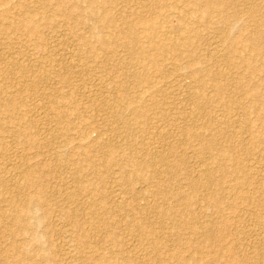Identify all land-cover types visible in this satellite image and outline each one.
<instances>
[{
  "label": "bare ground",
  "instance_id": "6f19581e",
  "mask_svg": "<svg viewBox=\"0 0 264 264\" xmlns=\"http://www.w3.org/2000/svg\"><path fill=\"white\" fill-rule=\"evenodd\" d=\"M128 1H133L135 5L137 4L136 0H36V6L32 7V10H28L25 8L26 2L23 3L21 0H0V37H4L3 39L11 42L12 40L21 41L27 39L34 43L37 50L42 49V41H40L42 29L40 28L44 26L43 30H45V26L53 28L56 24L59 27V21L65 23L64 25L62 24L64 27L67 21H72L69 18L74 16L77 20L74 19L73 21H76L81 27H86L88 32V36H82L76 30H72L73 27H71L72 29L68 28L70 26L66 28L75 40L73 41L75 43L72 55L75 58L74 65H72V69H75V74L79 76L81 72V74H84L83 69L88 65L101 70H108L109 74H111L107 76L111 77L107 82L103 80L106 83L101 81L100 77L94 75L92 80H98L99 84L103 83L104 85L100 87L107 90L109 93L106 92L112 97L109 101L105 100L99 104V108L105 112L108 119L104 120H107L106 123L110 124L109 127L115 134L114 136H117L121 141L112 145H108L110 141H108V144L97 145L95 142L90 141L92 139H88V131L93 129L94 123L92 122L88 124L82 123L83 125L87 124L88 130H86L87 128H80L77 131L78 142L71 144L72 140L68 137V133L74 127H71V120L69 121L67 116L80 121L79 111L72 104H70V107L67 106L69 99L66 94V96L61 95L62 93L54 94L53 90L52 92L42 91L41 96L47 99L44 100L48 107L46 111L48 110L53 116V124L56 129L54 133H58V137L62 138V141L59 142L61 145H56L58 148L53 146V140L56 141L54 139L56 134L45 135L47 138L45 137L40 141L33 131L32 122L23 118V116L27 117L29 114L25 115L26 112L20 108L21 102L13 98V92L6 88L4 79L2 78L0 81V125H2V120L6 119L7 122H17L16 124L19 126L17 129L18 126L14 128L11 124L16 131L14 130V133L12 131L7 134L12 133L18 139L22 150L32 149L36 154L35 156L46 155L43 150H48L47 155L48 157L51 155L50 160L53 162V170H56L55 168L58 171L59 169L70 170V172H67L74 176L73 179L70 177V182L75 184V187L73 186L75 190L72 184L70 186L74 191H68L67 187L66 190L68 192L63 189L65 190L63 192H66L64 193L66 199H75L81 193L84 195L88 193L86 194V196H89L87 198L92 199L91 202L87 199L89 203L86 204L85 208L88 211L86 215H89L87 218L89 228H81L80 232L77 231L76 237L79 242L77 245L74 242L76 246L73 247L74 244L72 245L74 238H70L72 242H69L71 243L69 247L72 245V250L75 248L74 253L71 254V258L67 254L70 258L69 260L60 257V263L143 264L142 259L147 257L158 262V264H171L167 261L173 260V258H176L175 264H220L224 259L229 264H264V191H262L263 188L260 184L264 180V170L259 166V162L256 161V157L259 156L256 152H261L262 155L260 154V156L264 160V0L245 3L241 20L242 13L236 10V5L233 4L232 0H140L141 11H132L128 15L119 13L121 15L113 16L112 12L118 7L117 4L120 5L125 2L127 5ZM161 15L164 20H167V23L177 25L174 36H167L166 34L171 35L167 27L159 23L160 21H156ZM71 21L69 22L71 23ZM39 23L42 27L38 26ZM70 23L69 25H71ZM198 23H203L205 28L199 30L195 26ZM236 26L237 33L235 34L232 33V28ZM68 31L63 32L66 34ZM209 33L214 34L218 38V43L212 48L210 47L209 56H202L199 53L202 48L197 41L205 38ZM7 36L14 37L8 38ZM52 36L55 35L52 33ZM5 40L4 43L6 42ZM203 51L201 50V52ZM120 52L122 57L118 56V58L117 55ZM9 53L13 55L14 52L9 51ZM3 54L7 55L6 53ZM8 57L10 59L9 62L6 65L4 64L6 62H4L3 65L5 66L0 65V73L16 75L18 84L23 87L25 85L23 78L31 69L34 73V79L32 78L33 80L28 83L30 84L29 86L32 88L40 86L43 81L41 78L47 72H41L39 69L40 64L37 66L39 61H35L33 65L31 64V68H28V61L19 57V54L16 56L14 53V56L10 55ZM216 58L220 60L223 69L220 67V70L217 69L218 64L213 61ZM183 59H185L184 62L181 61ZM50 73L55 74L54 72ZM170 75L172 79L168 82ZM29 76L31 77V75ZM56 76L59 85L71 87V82L67 77H64V75L63 77ZM88 76L90 77V75ZM81 78L84 80V77ZM221 80L225 82L221 83ZM176 85L178 88H183L185 101L190 104L191 109H188L190 110L188 114L177 112V115L172 114L170 111L171 106L174 103H179V101L174 102L173 100L174 103L167 101L170 95L169 91V94L167 93V89L171 88V86L176 88ZM71 88L72 95L78 87L75 88L74 84ZM90 88L92 87L90 86ZM98 89L100 88L98 87ZM174 91L177 92L175 89ZM177 93L181 94L182 92ZM166 94L168 96H165ZM150 109L157 110V116L155 115L156 117H154L153 115L154 120L148 115V112L151 113ZM3 114L7 115V117H3ZM202 114L205 125L196 123ZM251 116L254 119H251ZM49 121L52 122V120ZM157 124L162 125L159 126ZM165 125H168L169 129H172L171 131H175L174 136H171V131L162 127ZM58 130L59 132H57ZM45 132L49 133L47 130ZM39 134L42 133L40 132ZM244 134H247L246 139H244ZM0 139L2 140L3 137ZM59 140L57 139L56 142ZM162 140H166L163 142L165 144L167 140H171V143L176 145L185 144L187 149H181L178 152L175 149L178 146L172 144L169 146L163 144L164 147L163 145L161 146L163 149L151 146L153 142L160 144ZM2 148L0 146L1 161H3L4 151ZM73 148H75V152L72 151ZM186 154L187 156L189 155L188 157L192 161L190 167L186 165L185 160L188 158ZM26 158L21 157L23 162L21 161L22 164L17 167L12 186L9 185L10 181L8 184V186H11L10 188L15 196L7 200V207H0V220L4 222H2L3 226L0 223V264H28V262L37 264L41 261L46 264H56V261H51V258L46 254V249L43 248L42 244V242L48 243L50 240L51 232L47 230H50L51 226L47 230L46 228L40 229L47 225L46 219L48 217L51 218L49 215L53 212L52 208H50L51 201L47 196L48 193L46 194L47 185L51 182H46L47 185L45 184V177L49 176L48 173L52 170H49V172L47 170L45 173L44 169H36L37 166L35 168L29 165ZM34 162L35 164L40 163V167L41 165L42 167L46 166L40 161L36 160ZM76 162H80L77 163L81 164L80 166H85L88 169L87 171H89V175L88 172L83 174L85 169L76 166ZM15 163L17 164V162ZM71 166H76V169L72 167L71 171L69 169ZM1 167L2 162H0ZM48 167L51 168L50 165ZM82 170L84 171L82 172ZM109 171L114 173L112 180L114 187L116 186L115 188L119 190L123 188V191L125 190L127 194H133V198L137 194L134 193L133 189L136 181L148 180L156 184L166 181L162 183L164 184L162 185L163 188L150 190H152L151 194H153V197L154 195L163 196L162 198L167 197L170 203L165 206L161 205L163 207H159V209H154L153 213H158L160 219L164 220V223L166 222L168 225L169 230L185 231L188 237L184 240V243L179 241L178 235H174V233L172 235L171 232L164 233L161 236L163 238L169 237L170 239L173 236V244L170 245L173 251L170 252L169 246L167 247L166 245L168 241L160 240L158 239L159 236L155 235L148 238L146 229H149V225H146L147 219L144 220L142 215V213H146L147 209L140 208L143 205L134 207L133 204H130V206H133L130 210L134 214L128 219L124 214L126 205L122 197L117 199L114 195L118 193L113 195L114 192L106 190L107 186L104 180L106 177L104 175ZM6 172L8 174L10 171L6 170ZM12 173L13 171L10 174ZM3 174L0 171V193L2 189L7 187L4 180L6 173ZM85 175H88L89 178L82 180L85 177L87 178ZM182 180L183 182L185 181L184 187L177 185V182ZM67 184H69L68 181ZM8 188L6 189L8 190ZM53 188L55 189L54 186ZM59 189L58 191H60ZM52 190L51 192H53ZM58 191L55 193L56 196L60 197V195H57ZM63 192L62 190L60 191L61 194ZM142 193L139 194L141 195ZM83 198L86 199L85 197ZM4 199L6 198H3V201ZM81 204L84 205V203ZM146 204L148 203L146 202ZM241 204L251 207L253 224L256 225V230L258 229L261 237L258 240V245L260 246H257V248L255 246L252 250L249 249L250 252L247 251L248 254L246 253V255L239 253L242 232L238 231L237 227L232 228V222L238 221L242 217L244 218L243 213H241L243 211L240 209ZM52 205L54 204L52 203ZM196 205H198V209L194 208ZM63 206L65 207L64 204ZM148 206L146 205L145 207ZM57 210H59L57 211L59 212L58 214L62 215L61 217L69 219L67 223H70V218L72 219L71 223H77V221H74V218L78 217L75 216L77 211H67L63 207ZM151 210L148 211L152 212L153 210ZM225 212L227 214H224ZM112 213H117L120 217L123 216L128 220L125 224L126 226L122 227L123 232L121 231V234L131 237L130 239L136 237L138 245L133 243L134 246L130 247V243L126 244L125 240L121 238L118 232L121 229L118 230L115 222L104 220L105 217L107 219L108 215ZM201 217L205 218L201 220ZM115 220L117 222L120 221L117 218ZM47 223L50 225V222ZM85 224L83 227H85ZM68 231H70V227ZM101 231H103L104 237L110 241V245L115 249L116 256L112 257V259L114 258L113 261L106 259L107 255L105 257L90 256L87 259L82 258L81 254L83 253L81 251L84 250L85 246L86 248L88 246L91 252L95 251L96 246L91 243L90 238L93 233ZM150 231L153 232L154 230ZM53 234L56 233L53 232ZM60 235L62 236V234ZM2 236L6 239L2 238ZM1 238L6 240L4 244ZM53 238L55 237L53 236ZM63 238L68 239L65 236ZM147 244L150 245V248L147 247L149 253L145 254L143 252L139 255H143L142 257L138 255L130 256L132 249L138 252L141 248L144 249L145 247L143 248V246ZM51 246L53 247V245ZM182 247L191 251L194 256L186 257L187 259L178 258L177 251ZM69 249L71 251V248ZM162 255L166 258L165 260L160 259ZM197 257L202 259L209 258V261L203 262ZM187 260H190L191 263Z\"/></svg>",
  "mask_w": 264,
  "mask_h": 264
},
{
  "label": "rangeland",
  "instance_id": "374dc122",
  "mask_svg": "<svg viewBox=\"0 0 264 264\" xmlns=\"http://www.w3.org/2000/svg\"><path fill=\"white\" fill-rule=\"evenodd\" d=\"M23 3H25L26 4V6H25V8L26 9H28V10H32L33 8L32 7H35L36 5V3H35V1L36 0H21ZM139 1L140 0H136V2H137V4L135 5L134 4V2L133 1H128V4L126 5L125 4V2L124 3H121L120 5L119 4H117V8L115 9V11L113 10V12H112V14H113V16H119V15H124V14H126V15H128L130 12H135V11H141L142 9L140 8V4H139ZM233 1V4H235L236 5V10H238L240 13H242L241 14V17H240V20H241V18H243V9H245V3H247V2H253V1H257V0H232ZM82 3V2H81ZM28 4V5H27ZM84 4V3H83ZM239 7V8H238ZM130 8V9H129ZM25 9V10H26ZM121 9V10H120ZM15 12V11H14ZM164 12H167V11H164ZM118 13V14H117ZM119 13H121V14H119ZM164 15V14H163ZM69 19H72V21L71 20H69ZM68 20L69 21H71V23L69 22V21H67V23H66V27L64 26L63 27V25L65 24V23H63V22H61V21H59V23H58V26L59 27H57L56 25L53 27V28H49V27H47V26H45L46 28H45V30H43L44 29V26L42 25V23H41V25L43 26H40V23H39V27H42V28H40V29H42L41 30V34L43 35H41L40 36V41H42V49H38L37 50V48L34 46V43L32 42V41H30V40H12V42L11 41H9V40H5V39H3L4 37H0V65H2V66H5L6 64H7V62H9V57L8 56H14V53H15V55L16 56H18V54H19V57H22L23 59H25V60H27L28 61V63H27V61H25V63H27L28 65H29V67L28 68H31V64L33 65L34 63H35V61H39L38 62V64H37V66L40 64V70H41V72H47L46 74H43V77L41 78V80H43L42 82H41V84H40V86L38 87V88H32V87H30L29 85L30 84H28V83H30V81L31 80H33L34 78H33V76H34V73H33V70H29V72L24 76V78H23V81H25L24 82V86L23 87H21L19 84H18V81H17V79H16V75H14V74H8V73H5V74H3V73H0V81H1V79L3 78L4 79V81H5V85L7 86L6 88L9 90V91H11V92H13V94H12V96H14L13 98L14 99H16L17 101L19 100L20 102H21V106H20V108L22 109V110H24L26 113H25V115L27 116L28 114V116L27 117H24L23 116V118H25L26 120L28 119L30 122H32L31 124H33L32 126H33V131L35 132V134H36V136H37V138L38 139H40V141L42 140V139H44L46 136L45 135H47V136H50L51 134L52 135H55L54 136V139H56V141H57V139L59 140L60 138L58 137V133H54V132H56V129H55V126H54V124H53V120L54 119H52L53 118V116H52V114L47 110L46 111V109L48 108L47 107V104H46V101H44V100H47V99H45V98H42V93L43 92H47V91H51L52 92V90L54 91V94H61V95H65L69 100V103L67 102V106L68 107H70L71 105L70 104H72V106L74 105V107H77V110L79 111V115H80V121H82V122H80L79 120H76V119H74L73 117H68L67 116V118H68V120L70 121V123H71V127H74V128H72L71 130H70V132L68 133L69 134V136L68 137H70V140H72L71 141V144H76L77 142H78V136H77V131H79V129L81 128V129H84V128H87L86 130H88V128L89 127H86L87 126V124L88 123H94L93 124V129H89V131H88V135H89V137H88V139L90 138V139H92V140H90V141H93V142H95L97 145H104V144H108L109 142L108 141H110V143L108 144V145H112V144H114V143H118V142H121L120 141V139L117 137H115L114 135V133L111 131V128L109 127L110 126V124L108 125V122L106 123V121L108 120L107 118H106V114H105V112L102 110L101 111V108H99V104L100 103H102V102H104L105 100H107V101H109L112 97H111V95L110 94H108L109 92L107 91V90H104V88L103 87H100V86H102V85H104L103 83L102 84H99V82H98V80H96V81H94V80H92V78H93V75L94 76H98V77H100V80L101 81H108V79H110L111 77H107V76H110L111 74H109V72H108V70H101V69H99V68H97V67H94V66H92L91 67V65H88V66H86L83 70V72H85L84 74H81L80 73V76L81 77H84V80H83V78H81L79 75H77V74H75L76 72H75V69L73 70L72 69V65H74V62H75V58H74V56H72L73 55V45H74V43L75 42H73V41H75L74 40V38L72 37V34H70L69 33V31L66 29L68 26H70V27H68V28H70V29H72L71 27H73V29L72 30H76V32L78 33V34H81L82 36H88V32H87V28L86 27H84V26H80L76 21V23L73 21L74 19H75V17L74 16H72L71 18H69ZM75 20H77V19H75ZM58 21V20H57ZM157 22H159V23H161V24H163V25H165L166 27H167V29H168V31L171 33V35H169V34H166L167 36H174L175 34H174V31H175V28L177 27V25H175V24H172V23H167V20L165 19L164 20V17H162V15H161V17L160 18H158L157 20H156ZM69 23L71 24V25H69ZM75 23V24H74ZM60 24V25H59ZM63 24V25H62ZM78 24V25H77ZM179 24V23H178ZM202 24L203 23H198L197 25H195L199 30H203L204 28H205V25L203 24V26H202ZM174 25H175V27H174ZM80 26V27H79ZM238 26V25H237ZM237 26L236 27H233L232 29H233V32L232 33H237ZM63 27V28H62ZM61 28V29H60ZM75 28V29H74ZM39 29V30H40ZM47 29H48V31H51V32H48L47 31ZM57 29H58V31H57ZM68 31V33H64V32H67L66 30ZM45 31V32H44ZM64 31V32H63ZM52 33L55 35V36H52ZM56 33V34H55ZM46 36H45V35ZM48 34V35H47ZM58 34V35H57ZM174 34V35H173ZM62 35V36H61ZM71 35V36H70ZM8 38L9 37H14V36H7ZM45 40H44V39ZM42 39V40H41ZM4 40L6 41L5 43H4ZM48 40V41H47ZM53 40H54V42H53ZM2 41V42H1ZM44 41H46L45 43H44ZM14 42H16V43H14ZM22 42V43H21ZM12 43H13V45H12ZM24 43V44H23ZM28 43V44H27ZM197 43L200 45V47L202 48L201 50L203 51V50H205V51H203V52H201V50H200V54L203 56H207L209 53H208V51H209V49H210V47L212 48L214 45H216L217 43H218V38H216V36L214 35V34H212V33H209V34H207L206 36H205V38H203V39H200V40H198L197 41ZM196 43V44H197ZM31 44V45H30ZM4 45V46H3ZM8 47H7V46ZM18 45V46H17ZM6 46V47H5ZM12 46V47H11ZM16 48H15V47ZM11 47V48H10ZM209 47V48H208ZM18 48V49H17ZM26 50H29V51H26ZM30 48V49H29ZM12 49V50H11ZM36 49V50H35ZM48 49V50H47ZM51 51H50V50ZM2 50V51H1ZM4 50V51H3ZM7 50V51H6ZM22 50V51H21ZM55 50V51H54ZM9 51L10 52H14L13 53V55L12 54H10L9 53ZM26 53H25V52ZM36 51H37V53H36ZM2 52V53H1ZM42 52V53H41ZM51 52V53H50ZM55 54H54V53ZM3 53H6L7 55H5V54H3ZM21 53V54H20ZM198 53V54H199ZM10 54V55H9ZM24 54V55H23ZM29 55V57H30V60H29V57H28V55ZM42 54V55H41ZM52 54H54V55H52ZM5 55V56H4ZM25 57L26 55V57L24 58L23 56ZM7 56V57H6ZM32 56H34L33 58H35V59H33L32 58ZM122 57V54H121V52L119 53V55H117V57ZM209 56V55H208ZM6 57V58H5ZM38 57V58H37ZM51 57V58H50ZM118 57V58H119ZM32 58V59H31ZM40 58V59H39ZM48 58H49V60H48ZM208 58V57H207ZM213 58V57H212ZM3 59V60H2ZM43 59H44V61H43ZM2 60V61H1ZM7 60V61H6ZM30 61V62H29ZM32 61V62H31ZM167 61H169V60H167ZM166 61V62H167ZM182 62H184L185 61V59H183V60H181ZM213 61H216V63L218 64L217 65V69L218 70H220V68L221 69H223V67H222V64H221V62H220V60H218V58H216V59H214ZM4 62H6V63H4ZM58 62V63H57ZM3 63L5 64V65H3ZM37 63V62H36ZM209 63V62H208ZM44 64V65H43ZM71 64V65H70ZM220 67V68H219ZM47 68V69H46ZM86 70V71H85ZM74 71V72H73ZM168 71H170V70H168ZM50 72H54L55 74H52V73H50ZM108 72V73H107ZM30 73H32V74H30ZM109 74V75H108ZM9 75V76H8ZM28 75V76H27ZM29 75H31V77L29 76ZM50 75H51V77H50ZM56 75H58V76H61V77H63V75H64V77H67V79L71 82V87L72 86H74V84H75V88L76 87H78V88H76V91L74 92V94H72L71 95V90H72V88L70 87V86H61V85H59L58 84V81H57V76ZM88 75H90V77L88 76ZM101 75V76H100ZM56 76V77H55ZM106 76V77H105ZM31 79H30V78ZM47 77H49V78H47ZM102 77H104V78H102ZM17 78H18V76H17ZM33 78V79H32ZM170 78V79H169ZM169 78H167V79H169L168 80V82H170L171 81V75L169 76ZM10 79V80H9ZM30 79V80H29ZM53 79V80H52ZM78 79V80H77ZM94 79V78H93ZM28 80V81H27ZM89 80V81H88ZM49 82V84H47L48 82ZM51 81V82H50ZM103 81V82H104ZM173 81V80H172ZM106 82H104V83H106ZM225 81L224 80H221V83H224ZM43 83V84H42ZM72 83H73V85H72ZM92 83V84H91ZM89 84H91V85H89ZM9 85V86H8ZM16 85V86H15ZM45 85V86H44ZM47 85H49V86H47ZM61 86V87H60ZM80 86V87H79ZM90 86L92 87V88H90ZM44 87H46V88H44ZM87 87H88V89H87ZM95 87H97V88H95ZM98 87L100 88V89H98ZM176 88H174V86H171V88H174L175 90H177V92H182L181 94L179 93H177L176 91H174V89H171V88H169V89H167V93H168V91H169V93H170V95H169V98H167V101H171V102H173V100H174V102L176 101H179V103L177 102V103H174L172 106H171V109H170V111H171V113L172 114H177V112H182V114H184V113H189V111L190 110H188V109H191V107H190V104L188 103V102H186L185 101V97H184V92H183V88H178L177 87V85L175 86ZM20 88V89H19ZM42 88V89H41ZM49 88H51V89H49ZM56 90H55V89ZM62 88V89H61ZM102 88V89H101ZM178 88V89H177ZM29 91H28V90ZM41 89V91H39ZM46 89V91H44ZM57 89H58V91H57ZM79 89V90H78ZM84 91H83V90ZM91 89V90H90ZM182 89V90H181ZM98 90V91H97ZM134 90V89H133ZM132 90V91H133ZM173 92H172V91ZM180 90V91H179ZM43 91V92H42ZM94 91V92H93ZM108 93H107V92ZM135 91H137V89H135ZM208 91V90H207ZM42 92V93H41ZM87 92H89V93H87ZM24 93V94H23ZM38 93V94H37ZM68 93V94H67ZM86 93V94H85ZM168 93V94H169ZM173 93V94H172ZM91 94H93V95H91ZM104 94V95H103ZM168 94H166L165 96H168ZM4 95V94H3ZM38 95V96H37ZM15 96H16V98H15ZM108 96V97H107ZM39 97V98H38ZM91 97V98H90ZM94 97V98H93ZM173 97V98H172ZM184 97V99H182ZM34 98V99H33ZM39 100H38V99ZM107 98V99H106ZM175 98H176V100H175ZM178 99V100H177ZM22 100V101H21ZM33 100H35V101H33ZM18 101V102H19ZM43 101V102H42ZM183 101H184V104H183ZM36 102V103H35ZM38 102V103H37ZM72 102V103H71ZM181 104V105H180ZM38 105V106H37ZM41 107H40V106ZM184 105V106H183ZM190 107H188V106ZM45 106V107H44ZM174 106V107H173ZM178 106V107H177ZM181 107H183V108H181ZM99 108V109H98ZM176 108H177V110H176ZM181 110H179V109ZM187 108V109H186ZM44 109V110H43ZM168 109H169V107H168ZM186 109V110H185ZM35 110V111H34ZM39 110V111H38ZM43 110V111H42ZM173 110H175L174 111V113H173ZM91 111V112H90ZM150 111H151V113L150 112H148V115L153 119L154 117H156L157 116V110L155 109H150ZM185 111V112H184ZM37 112V113H36ZM43 112V113H42ZM156 112V113H155ZM46 113H48L47 115L48 116H50V117H48L47 115H45ZM44 114V115H43ZM50 114V115H49ZM153 115H154V117H153ZM156 115V116H155ZM178 115V114H177ZM34 116V117H33ZM201 117L200 118H198V121L196 122V123H198V124H201V123H205V120H204V118H203V114L202 115H200ZM3 117H7V115H5V114H3ZM47 117V118H46ZM1 118H2V116H1ZM43 118V119H42ZM47 120H46V119ZM87 119V120H86ZM104 119H107L106 121L104 120ZM155 119V118H154ZM153 119V120H154ZM251 119H254V117L253 116H251ZM46 120V121H45ZM49 120H52V122L51 121H49ZM104 120V121H103ZM202 120V121H201ZM3 122H1V124L2 125H0V138H2L3 137V139L1 140V143H0V146L1 147H3L2 149H4V151H3V161H1L0 160V162H2V167L0 168V171L2 172V174L4 173H6L4 176V180L6 181V184H7V187L6 188H8V190L6 189V188H4V189H2L1 190V193H0V201H2V202H0L1 204L3 203V205H1L0 204V207L1 206H3L2 208H5V207H7V205L8 204H6L7 203V200L8 199H10V197H13V196H15V195H13V191L11 190V186H12V182L14 181V176L16 175V170H17V167H20V165L22 164V162H23V160L21 159V157H24V158H26V161L29 163V165H31V166H33V167H35L36 168V166H37V168L36 169H40V170H43L44 172L46 171L47 172V170H48V172H49V170L51 171V172H49L48 174H49V176H47V175H45V176H47V177H45V184L47 185V183L46 182H51V183H49L47 186V188H46V194L48 193V197H49V200L51 201V207L50 208H52V211L54 212V210H56L54 213L52 212L51 213V215H49L51 218H47L46 219V224L47 225H44L43 226V228L41 227L40 229L41 230H43L44 228H46V230H47V228L49 229V227H50V230H47V231H50L51 232V234H50V240L52 239V237L54 236L55 238H53L50 242L48 241V243H43L42 242V244H43V248L44 249H46V254L51 258V261L52 260H54V261H56V264H62V263H60V257L63 259V258H66V259H70L72 256H71V254L72 253H74L73 251L75 250V248L72 250V248L74 247V246H76L77 244H78V240L79 239H77V237H76V235L78 234V232H80L81 230V228H84V229H88L89 228V223H88V221H87V218L89 217V215H86V214H88L87 212V210H85V208H86V204H88L89 202H91L92 201V199L91 198H87V196H86V194H88V193H86V192H84V193H86L85 195L83 194V193H81V195L78 197L77 196V198H79V199H77V198H75V199H66L65 197H64V193H66V192H68V191H71L72 192V190L74 189L75 190V184L74 183H72V182H70V179L72 178H74V176L71 174H69V172H70V170H61V169H59V171L57 170V168H55L56 170H53L54 169V167H53V165H52V160H50V157H51V155H50V153H49V155H50V157H48V153H47V151L48 150H46V149H44L43 151H45L46 152V155L45 154H42V156L41 157H39L38 155L37 156H35L36 154H35V152H33V150L32 149H23L22 150V148H21V146H20V144L18 143V139L17 138H15L14 136H13V134L12 133H10V134H12V135H10V134H7L8 132H12L13 131V133H14V130L16 131V129H14V128H16L18 125L15 123V122H7V120L6 119H3L2 120ZM5 121V122H4ZM47 124H46V123ZM73 122V123H72ZM87 123V124H85V125H83L84 123ZM6 123V124H5ZM83 123V124H82ZM104 123V124H103ZM11 124H12V126L14 127H12L11 126ZM14 124V125H13ZM4 125V126H3ZM95 125V126H94ZM157 125H159V126H161L162 124H157ZM205 125V124H204ZM7 126V127H6ZM13 128H11V127ZM5 127V128H4ZM9 127V128H8ZM96 127V128H95ZM164 129H166V130H168V131H171L169 128V126L167 125H165V126H162ZM167 127V128H166ZM8 128V129H7ZM19 128V126L17 127V129ZM50 128H52V129H50ZM12 129V130H11ZM49 129V130H48ZM49 131V133L48 132H45V131ZM51 130H53L51 133H50V131ZM38 132V133H37ZM42 133V134H39V133ZM57 132H59V130L57 131ZM111 132H112V135H113V137H112V135H111ZM167 132V131H166ZM174 132L175 131H171L170 132V134H171V136H174ZM45 133V134H44ZM44 134V136H42ZM8 136H10L11 137V140H10V137H8ZM40 137V138H39ZM56 137V138H55ZM246 137H247V134H244V139H246ZM15 138V139H14ZM47 138V137H46ZM5 139V140H4ZM13 139V140H12ZM115 139H116V142H115ZM14 140H16V141H14ZM100 140V141H99ZM55 140H53V142L55 143L56 142ZM60 141H62V138L58 141V142H56L55 144L53 143V146H54V148H58V146H60L61 144L59 143ZM112 141V142H111ZM166 140H162L161 141V143L159 144V143H155V142H153V144L151 145L152 147H158V148H160V149H163V147H164V145H170V144H172V145H176V144H174V143H171L172 141L171 140H167V142H166V144L165 143H163V142H165ZM15 142H17V143H15ZM101 142H103V143H101ZM158 142V141H157ZM62 143V142H61ZM100 143V144H99ZM10 144V145H9ZM12 144V145H11ZM60 144V145H59ZM164 144V145H163ZM56 145H58V146H56ZM158 145V146H157ZM163 145V147H161ZM182 145V146H181ZM179 144V145H176V146H178V147H176L175 149H176V151H181V149L183 150H185V149H187V145H185V144ZM160 146V147H159ZM23 148H25L24 146H22ZM74 147V146H73ZM180 147V148H179ZM157 148V149H158ZM75 148H73L72 149V151H76V150H74ZM177 149H179V150H177ZM26 152H25V151ZM32 150V151H31ZM70 151H71V149H70ZM44 153V152H43ZM257 153V155L259 154V156H257L256 157V161H258L259 162V166H261L262 167V169L264 170V160H262L263 158L260 156V154H261V152L259 153V152H256ZM11 154V155H10ZM44 155V156H43ZM98 155V154H97ZM262 155V154H261ZM186 156H187V154H186ZM189 156V155H188ZM187 156V157H188ZM13 157V158H12ZM32 158V159H31ZM42 158V159H41ZM7 159V160H6ZM39 159V160H38ZM41 159V160H40ZM48 159H49V161H48ZM33 160V161H32ZM40 161V162H42V163H44V164H46V166L45 167H42V165H41V167H40V163L39 164H35V162L34 161ZM44 160V161H43ZM46 160V161H45ZM22 161V162H21ZM186 161V165L188 166V167H190L191 165H192V161H191V158L189 159V157L185 160ZM12 162V163H11ZM15 162H17V164L15 163ZM47 162H49V163H47ZM7 163V164H6ZM31 163V164H30ZM41 163V164H42ZM77 163H80V162H76V164ZM9 164H10V166H9ZM13 164V165H12ZM24 164H26L25 162H24ZM33 164V165H32ZM247 164V163H246ZM11 165H12V169H11ZM51 166V168L50 167H48L47 168V166ZM81 164H77L76 166H80ZM4 166V167H3ZM6 166V167H5ZM9 166V167H8ZM76 166H71L69 169H71V171H72V167H75V169H76ZM81 168H84L85 169V172H83L84 170H82V172H83V174L84 173H87L88 172V175H89V171H87L88 169H86L85 168V166H80ZM3 168V169H2ZM10 168V170H8ZM46 168V169H45ZM7 171H10L8 174H7V172H6V170ZM74 169V168H73ZM2 170H4V171H2ZM13 171V173L12 174H10L12 171ZM56 173V175H55V173ZM60 171H62V172H60ZM67 171H69V172H67ZM112 171V170H111ZM45 172V173H46ZM53 172V173H52ZM59 172H60V174H59ZM62 173V174H61ZM111 172L109 171L107 174H105L104 176L106 177V179H104L105 180V184H106V190L108 191V192H110V191H112V192H114L113 193V195L115 194V193H118L119 194V196H118V194L116 195H114V196H116V198L118 199H121V197H122V200L125 202V205H126V210H125V212H124V214H125V216L128 218V219H130V216L132 217L133 216V214L134 213H132L131 212V207H133V206H130V204H133L134 205V207L136 206V207H140V205L142 206L143 205V207H140V208H146L147 209V211H146V213L144 212V214L142 213V215L144 216V220H146V225L149 227V229H146L148 232H147V234H146V236L148 237V238H150L151 236H159L158 237V239H160V240H165V241H168L167 243H166V245H167V247H168V249L170 250V252L171 251H173L172 250V246H170V245H172L173 244V241H172V239H173V236L169 239V237H167V238H163V237H161L162 235H164V233H168V232H171V234L172 233H174V235L176 234V235H178V239H179V241L181 242V243H184V240H186V238L188 237V234H186V232L185 231H183V230H181V231H173V230H169V227H168V225L166 224V222L164 223V220H161L160 219V217H159V215H158V213L156 214V212L155 213H153L155 210L154 209H159V207H163V206H165L167 203L169 204L170 203V200L167 198V197H164V198H162L163 196H156V195H154V197H153V194H151V191L152 190H154V188H156V189H158V188H163V186L162 185H164V184H162V183H165L166 181H164V182H162V183H159V184H156V183H154V182H149L148 180V183H147V181H143V180H139L138 182L136 181V183L133 185V189H134V193L136 194L135 196H134V198H133V194H127V192L124 190L123 191V188H122V190L120 189H117V188H115L114 187V182L112 181L113 180V176H114V173L112 172L111 174H110ZM10 174V175H9ZM70 176H69V175ZM9 175V176H8ZM11 175H13V176H11ZM52 175V176H51ZM88 175H85V176H87V178L85 177V178H83L82 180H86V179H88L89 177H88ZM8 176V177H7ZM63 177V178H62ZM66 177V178H65ZM69 177V178H68ZM71 177V178H70ZM8 178V179H7ZM61 178V179H60ZM65 178V179H64ZM58 181H57V180ZM66 179H69V180H66ZM12 180V181H11ZM49 180V181H48ZM63 180V181H62ZM64 180H66V181H64ZM9 181H10V184H9ZM56 181V182H55ZM67 181H68V183L69 184H67ZM140 181H142V182H140ZM8 182V183H7ZM60 182H62V183H60ZM64 182V183H63ZM113 182V183H112ZM185 182V181H184ZM183 182V180L182 181H178L177 182V185H182V187H184V183ZM264 180H262L261 182H260V184H261V186H262V191H264ZM8 184L9 185H11V186H8ZM59 184H60V187H59ZM72 184V187H73V189H71L72 187L70 186ZM112 184V185H111ZM153 184V185H152ZM51 185V187H49ZM62 185V186H61ZM156 185V186H155ZM53 186L55 187V189H57L56 191H58V189L61 191L62 190V192L63 191H65L67 188V190H66V192H63L62 194L60 193V191H58L57 193V195H60V197L59 196H56V191H55V189L53 188ZM69 186V187H68ZM110 186H112V187H110ZM151 186V187H150ZM153 186V187H152ZM155 186V187H154ZM67 187V188H66ZM100 187V186H99ZM135 187V188H134ZM51 188V189H50ZM71 190H70V189ZM53 189V190H52ZM63 189H65V190H63ZM118 191H120V192H118ZM137 189V190H136ZM150 189H152V190H150ZM155 189V190H156ZM11 190V191H10ZM51 190L53 191V192H51ZM73 190V191H74ZM110 190V191H109ZM149 190V191H148ZM12 192V193H10V192ZM55 191V192H54ZM106 191V192H107ZM117 191V192H116ZM142 193L143 191V193H145V194H141V195H144V196H141L139 193ZM5 192H8V193H5ZM264 193V192H263ZM3 194V195H2ZM12 194V195H11ZM83 194V195H82ZM122 194H123V196H122ZM151 196H150V195ZM5 195V196H4ZM121 195V196H120ZM125 195V196H124ZM141 197H140V196ZM9 196V197H8ZM62 196V197H61ZM85 197L86 199H84L83 197ZM139 196V197H138ZM147 196V197H146ZM59 197V198H58ZM89 197V196H88ZM126 197H128V198H126ZM3 198H6V199H4V201H3ZM51 198H54V199H51ZM61 198V199H60ZM115 198V197H114ZM124 198V199H123ZM138 198V199H137ZM89 200V202H87L88 200ZM91 199V200H90ZM133 199V200H132ZM167 199H168V201H167ZM56 200V201H55ZM62 200V201H61ZM76 200V201H75ZM82 200V201H81ZM86 200V201H85ZM135 200V202H133ZM68 201H70V202H68ZM74 201V202H73ZM80 201H81V203H84V205L83 204H81L80 203ZM132 201V202H131ZM136 201H138V202H136ZM63 202H66V203H63ZM77 202H79V203H77ZM86 202V203H85ZM128 202H129V204H128ZM146 202L148 203V204H150L149 206H148V204H146ZM157 202V203H156ZM162 202H164V203H162ZM166 202V203H165ZM52 203L54 204V205H52ZM65 205V207L63 206V204ZM73 203V204H72ZM128 204V206H127V204ZM58 206H56V205ZM136 204V205H135ZM148 206V207H145V206ZM156 205V206H155ZM161 205H163V206H161ZM155 206V207H154ZM198 205H196L194 208L195 209H198V207H197ZM62 209V207H63V209L65 208V210H67V211H70V210H75V211H77V213L75 214V216H78V217H75L74 219V221H77V223H75V224H73V223H71V221H72V219L70 218V223H71V225H70V223H67V221H69V219L67 218V217H61L62 215L61 214H58L59 212H57V211H59V210H57V209H60V208ZM73 207V208H72ZM244 207V208H243ZM55 208V209H54ZM57 208V209H56ZM68 208V209H67ZM153 208V209H152ZM153 211H152V210ZM240 209L243 211V212H241V213H243V216H244V218L242 217V218H240L238 221L237 220H235L234 222H232V228L233 227H237V229H238V231H240V232H242L241 233V240H242V242H241V246L239 245V253L241 254L242 253V255H246V253L248 254V252H250V250H252V248L254 249V247L256 246V248H257V246H260V245H258V240L261 238L260 236H259V231H258V229L256 230V225L255 224H253L254 222H253V220H252V217H253V214H252V212H251V207H247V205H244V204H241L240 205ZM83 210V211H82ZM151 210L152 212H149V211ZM246 210V211H245ZM85 211V212H84ZM128 212H130V213H128ZM246 212V213H245ZM149 215H148V214ZM248 213V214H247ZM80 214V215H79ZM153 214V215H152ZM156 214V215H155ZM224 214H227L226 212L224 213ZM117 215V216H116ZM154 215H155V217H154ZM242 215V214H241ZM54 216V217H53ZM60 216V217H59ZM85 216V218H83ZM115 216V217H114ZM139 216V215H138ZM150 216V217H149ZM58 219H57V218ZM109 217H110V219H109ZM113 217V218H112ZM122 217V218H121ZM119 216V214H117V213H112V214H110V215H108V217H107V219H106V217L104 218V220H106V221H109L110 220V222L111 221H114L115 222V224H116V226H117V228H118V230L119 229H121L120 231H118L119 232V234L121 235V238L122 239H124L125 240V242H126V244H129V246L131 247V246H134V244L137 242V238L136 237H134V236H132V237H134V238H132V239H130L131 237H126V235H122L121 234V231H122V227H125L126 225V223L128 222V220H126L125 219V217H123V216ZM153 217V218H152ZM248 217V218H247ZM53 218H55V219H53ZM64 218H66V219H64ZM119 219L120 221H116L115 219ZM157 218V219H156ZM203 218H205V217H201L200 219L202 220ZM49 219H50V221H49ZM53 221H52V220ZM57 219V220H56ZM76 219H79V220H76ZM125 219V220H124ZM154 219H156V220H153ZM159 219V220H158ZM246 219H248L247 221H246ZM66 220V222H64ZM81 220H82V222H81ZM85 220V221H84ZM152 220V221H151ZM245 220V221H244ZM249 220H250V222H249ZM61 221V223H59ZM65 223V225H64V223ZM79 221V222H78ZM158 221H159V223H158ZM163 221V222H162ZM252 221V222H251ZM2 222L3 221H1L0 220V223L2 224ZM47 222H50V225H49V223H47ZM52 222V223H51ZM152 222V223H151ZM160 222H162L161 224H160ZM4 223V222H3ZM55 223V224H54ZM67 223V224H66ZM82 225H81V224ZM86 223V224H85ZM155 223V224H154ZM234 223V224H233ZM53 224H54V227H53ZM61 224V225H60ZM79 224V225H78ZM84 224H85V227H83L84 226ZM153 224V225H152ZM238 226H237V225ZM253 224V225H252ZM125 225V226H124ZM151 225V226H150ZM163 225H165V226H163ZM167 225V226H166ZM234 225V226H233ZM251 225V226H250ZM255 225V226H254ZM2 226H3V224H2ZM46 226V227H45ZM56 226H57V228H56ZM77 226V227H76ZM161 226V227H160ZM255 227V228H253V227ZM61 227V228H60ZM69 227H70V231H68L69 230ZM251 227V228H250ZM71 228H72V230H71ZM57 229V230H56ZM60 229V230H59ZM166 229V230H165ZM52 230V231H51ZM150 230H154L153 232H151ZM167 230H169V231H167ZM60 231V232H59ZM72 231V232H71ZM78 231V232H77ZM233 231V230H232ZM53 232L54 233H56V234H53ZM66 232H67V234L69 235H67L66 234ZM72 234L73 233V235H71L70 233ZM123 232V231H122ZM247 232H250V233H248L247 234ZM252 232V233H251ZM258 232V233H257ZM66 235H65V234ZM60 234H62V236L60 235V237H59V235ZM63 234H64V236L67 238L68 237V239L66 240V239H64L63 237ZM71 235V236H70ZM95 235V236H94ZM98 235V236H97ZM173 235V234H172ZM150 236V237H149ZM258 236V237H257ZM56 237H58L57 238V240H56ZM95 237V238H94ZM254 237V238H253ZM2 238H4V239H6L4 236H2ZM1 238V240H3L2 242H3V244L6 242V240H4V239H2ZM70 238L71 239H73L72 241H73V243H72V245L74 244V242H75V244L73 245V247H72V245H71V247H69L70 246V244L71 243H69V242H72V241H70ZM99 238V239H98ZM184 238V239H183ZM245 238H247V239H245ZM251 238V239H250ZM253 238V239H252ZM76 240V241H75ZM90 240L92 241H90L93 245H95L96 247V249H95V251H90L91 249L87 246V248H86V246H85V248H84V250L83 251H81L83 254H81V257L82 258H84V259H87L88 257H101V256H106L105 258L106 259H108L109 261H113V259H112V257L113 256H116V252H115V249L110 245L111 243H110V241H108L105 237H104V234H103V231H101V232H95V233H93V235H91V238H90ZM95 240V241H94ZM182 240H183V242H182ZM96 241H98V242H96ZM131 241V242H130ZM171 243H170V242ZM243 241H244V243H243ZM66 242H68L69 243V245H68V243H66ZM252 242V243H251ZM53 243V244H52ZM61 243V244H60ZM134 243V244H133ZM47 244H49L48 246H47ZM60 244V245H59ZM67 244V245H66ZM253 244V245H252ZM51 245H53V247L51 246ZM99 245V246H98ZM136 245H138L137 243H136ZM66 246V247H65ZM64 247V248H63ZM145 247V248H144ZM150 248V245L149 244H147L146 246H143V248L144 249H140V251H136V250H134V249H130L131 251V253H130V256H136V255H140V254H142L143 252L146 254L147 252L149 253V249L148 248ZM174 247V246H173ZM244 247V248H243ZM67 248V249H66ZM69 248H71V251H70V249ZM89 248V249H88ZM147 248V249H146ZM243 248V249H242ZM88 251H87V250ZM240 249L242 250L241 252H240ZM250 249V250H249ZM142 250V251H141ZM102 251V252H101ZM107 251V252H106ZM136 251V252H135ZM248 251V252H247ZM69 252H70V254H69ZM97 252H99V253H97ZM103 253V254H101V253ZM178 258H184V259H187V258H190V257H193L194 255H193V253L191 252V251H189V250H187V249H185L184 247H182V248H180L178 251ZM237 252H238V249H237ZM55 253V254H54ZM94 253H95V255H94ZM106 253V254H105ZM134 253V254H133ZM69 255V257H68V255ZM91 254V255H90ZM96 254H97V256H96ZM181 254V255H180ZM175 255H177V253H175ZM189 255V256H188ZM143 255H141V256H139V257H142ZM187 257V258H186ZM198 259H200L201 261H203V262H205V261H209V258H204V259H202V258H199V257H197ZM160 259L161 260H165L166 258L162 255V257H160ZM149 260V261H148ZM173 260H174V262H173ZM173 260L171 259L170 261H167L168 263H171V264H175V261H176V258H173ZM188 261V260H187ZM62 262V261H61ZM146 262V263H145ZM151 262H153V263H151ZM189 263H191L190 262V260L188 261ZM202 262V263H203ZM142 263L143 264H158V262H156V261H154V260H152V259H148L147 257L145 258V259H142ZM28 264H32L31 262H28ZM37 264H46L45 262H43V261H41V262H38ZM220 264H229L228 262H226V259H224V260H222L221 262H220Z\"/></svg>",
  "mask_w": 264,
  "mask_h": 264
}]
</instances>
